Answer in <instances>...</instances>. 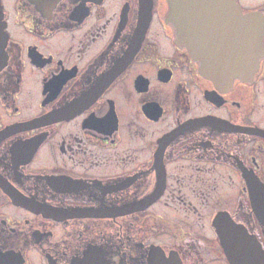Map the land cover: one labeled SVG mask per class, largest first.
Instances as JSON below:
<instances>
[{
  "label": "flooded vegetation",
  "instance_id": "flooded-vegetation-1",
  "mask_svg": "<svg viewBox=\"0 0 264 264\" xmlns=\"http://www.w3.org/2000/svg\"><path fill=\"white\" fill-rule=\"evenodd\" d=\"M0 2V264H231L228 221L264 264V55L219 86L181 36L233 48L264 0Z\"/></svg>",
  "mask_w": 264,
  "mask_h": 264
},
{
  "label": "water",
  "instance_id": "water-1",
  "mask_svg": "<svg viewBox=\"0 0 264 264\" xmlns=\"http://www.w3.org/2000/svg\"><path fill=\"white\" fill-rule=\"evenodd\" d=\"M184 0H175L176 5L179 3H184ZM234 5V4H233ZM236 6V5H234ZM237 11H234V14ZM253 17V16H252ZM251 16L240 15V20L242 22L241 31H237L236 49L238 50V58L236 62L231 59L225 60L224 56L226 52H230L231 48L228 44H221L222 39H217L210 41L211 33H202L200 35H181L184 43L191 50L193 55L201 61L202 67L201 71L205 72L213 82L219 86H226L227 84H232L234 78L237 76L241 79H247L251 76V73L257 70L260 63L261 57L264 55V47H262V34L264 29L261 30L260 27L257 29H251L248 25H243L245 23H250L252 20ZM6 22L3 15V6L0 2V71L7 63V51L6 45L8 41V33L6 30ZM147 26V21L140 24L138 29L139 33L144 32V28ZM257 31V33H255ZM221 33H218L220 35ZM241 36L239 37V35ZM195 39V42L192 41ZM140 40V38H139ZM211 42V43H210ZM219 232L223 235L225 240V245L228 250V257L230 258L231 264H243L242 256L239 253L238 239L242 235L240 226L235 223H230L228 221L227 225H221L217 223ZM162 254V253H161ZM152 264H176V261L168 257L165 258L163 254L160 256L158 253L153 254Z\"/></svg>",
  "mask_w": 264,
  "mask_h": 264
}]
</instances>
